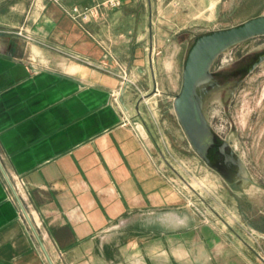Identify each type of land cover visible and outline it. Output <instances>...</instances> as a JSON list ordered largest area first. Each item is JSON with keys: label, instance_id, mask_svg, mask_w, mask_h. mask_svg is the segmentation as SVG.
I'll return each mask as SVG.
<instances>
[{"label": "crops", "instance_id": "crops-1", "mask_svg": "<svg viewBox=\"0 0 264 264\" xmlns=\"http://www.w3.org/2000/svg\"><path fill=\"white\" fill-rule=\"evenodd\" d=\"M94 1L62 3L83 7ZM121 2L104 21L83 25L48 4L27 25L26 44L7 28L0 34V164L12 182L21 180L41 222L44 253L54 264H107L110 254L128 247L112 246L109 239L97 246L100 231L128 207L173 201L130 114L131 95L140 92L138 78L151 57L144 35L152 28V7L142 0ZM121 65L133 78L128 87L120 85ZM118 90L120 105L111 100ZM10 189L0 168V264H44ZM166 264H174L173 252ZM233 264H249L235 246Z\"/></svg>", "mask_w": 264, "mask_h": 264}, {"label": "rangeland", "instance_id": "rangeland-1", "mask_svg": "<svg viewBox=\"0 0 264 264\" xmlns=\"http://www.w3.org/2000/svg\"><path fill=\"white\" fill-rule=\"evenodd\" d=\"M105 1L90 5L98 7V17L90 22L104 21L105 12L121 7L111 10ZM142 1L152 7L148 12L152 28L144 35L151 57L142 66L145 76L138 78L140 92L135 89L131 95L130 114L151 152L158 181L168 187L173 201L128 207L122 218L96 235V245L102 247L109 239L112 246L128 247L122 255L110 254L107 264H166L167 252H173L174 264H233V246L240 260L264 264V61L251 70L264 52V35L221 52L197 88L214 136L205 156L190 146L173 110L184 61L195 38L264 16V0ZM48 4L84 24L67 14L74 5L65 6L62 0H0V34L7 28L9 36L26 44L30 41L27 25ZM140 5L136 4L138 9ZM124 22L127 27L128 19ZM98 65L109 70L102 62ZM117 75L121 86L131 85L126 66H118ZM120 96L121 90L111 93L112 102L120 105ZM5 175L10 187L13 183L10 190L21 211L17 215L35 250L44 264H54L44 253L41 222L25 192L14 188L16 180ZM183 246L187 253L181 260Z\"/></svg>", "mask_w": 264, "mask_h": 264}, {"label": "water", "instance_id": "water-1", "mask_svg": "<svg viewBox=\"0 0 264 264\" xmlns=\"http://www.w3.org/2000/svg\"><path fill=\"white\" fill-rule=\"evenodd\" d=\"M260 35H264V16L197 36L187 52L181 87L173 99V110L190 146L202 156L211 147L214 136L203 116L197 88L208 77L210 65L221 52L238 42ZM263 61L264 52L253 63L251 70ZM0 168L9 183L1 164ZM24 215L29 222L25 212Z\"/></svg>", "mask_w": 264, "mask_h": 264}, {"label": "built area", "instance_id": "built-area-1", "mask_svg": "<svg viewBox=\"0 0 264 264\" xmlns=\"http://www.w3.org/2000/svg\"><path fill=\"white\" fill-rule=\"evenodd\" d=\"M50 1L59 3L60 0H50ZM103 4L106 8L115 10L121 6V1L120 0H106ZM97 8H98L97 6L80 7L78 5H74L70 7V9L66 12L73 20L85 23V22H90L92 20H95L98 17ZM15 180H16V185H14V188L16 187L17 190H20L22 182L20 179H15ZM11 187H13V185H11ZM11 199L15 202V199L13 196H11ZM24 205L25 207H29V205L26 203ZM17 211L20 217L21 211L19 209Z\"/></svg>", "mask_w": 264, "mask_h": 264}]
</instances>
